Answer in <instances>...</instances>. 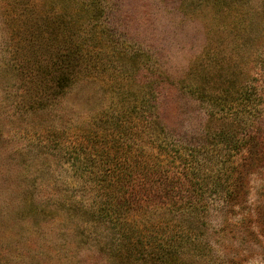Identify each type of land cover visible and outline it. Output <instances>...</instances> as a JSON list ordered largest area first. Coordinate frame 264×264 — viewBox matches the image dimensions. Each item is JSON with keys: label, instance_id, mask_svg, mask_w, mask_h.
<instances>
[{"label": "rangeland", "instance_id": "obj_1", "mask_svg": "<svg viewBox=\"0 0 264 264\" xmlns=\"http://www.w3.org/2000/svg\"><path fill=\"white\" fill-rule=\"evenodd\" d=\"M68 43L77 82L37 107ZM149 94L177 160L118 246L84 162L160 151ZM0 264H264V0H0Z\"/></svg>", "mask_w": 264, "mask_h": 264}, {"label": "trees", "instance_id": "obj_2", "mask_svg": "<svg viewBox=\"0 0 264 264\" xmlns=\"http://www.w3.org/2000/svg\"><path fill=\"white\" fill-rule=\"evenodd\" d=\"M83 54L82 49L77 50L68 43L59 47L53 56H49L50 58L46 59V66L48 69L50 68L49 72L45 78L42 77L43 80L41 83L38 81L35 82L36 87L44 82L42 86L38 87L39 93H37L36 99L34 100L37 107L43 104V102H52L55 104L57 102V97L63 96L70 91L71 87L77 82L81 65L85 60ZM153 108V101L149 94V97L142 103L141 107L139 108L138 105H135L133 110H142V115L146 117L145 121L149 128L151 143L158 146L160 151H145L146 154L144 153L143 156L133 158V160L131 159V149L127 150L119 147L112 160H109L101 153V161L96 162L89 159L87 162H84L86 168L91 172L94 170L91 164L96 165V167H98V174H101L98 177L99 181H104L106 184V186H104L106 188L104 197L102 196L103 200L99 202L101 205L99 209L96 210L95 214L97 215V221L112 224V227L116 229L117 236L115 239L116 242H118V246L125 242L144 243V238L140 235L142 229L138 227L131 229L129 226L131 220L126 217V214L128 210L130 211L134 209V207L136 208V206L138 207L140 205L143 208V212L140 214L147 215L149 212L147 211V206L151 204L159 208L160 203L157 201L158 195L146 191L145 198L149 199L151 202L148 205L147 203L145 204L146 200H144L139 192H136V185L139 183L143 189L149 186L150 183H153V181L157 182L159 177H163L168 164L171 162L176 163L175 160H177V155L172 152L173 146L171 142L167 141V136L164 137L162 142L159 141L160 143H158V145L156 144L164 128L158 131L157 128L161 126L157 119H152ZM116 119L119 122L122 120L118 115ZM156 146L153 148H156ZM93 151L97 150L92 146L87 153L96 156L97 154L93 153ZM183 161L186 160H179L178 162L182 163ZM185 165L187 164L185 163ZM140 197H142V203H139ZM173 199V197H169V201ZM183 206H185V204ZM136 209L138 210V208ZM184 212L189 213L188 209ZM148 214L151 215V213ZM184 216L186 217L187 215ZM136 221L138 224V218H136ZM159 223H161V221H159ZM130 229L133 230L134 233L128 232ZM133 236L136 238L135 241H133ZM162 244L164 245V243ZM136 250L137 253H135L134 250L130 251L131 255L138 254L143 257L146 255V250L143 249V247L137 248Z\"/></svg>", "mask_w": 264, "mask_h": 264}]
</instances>
